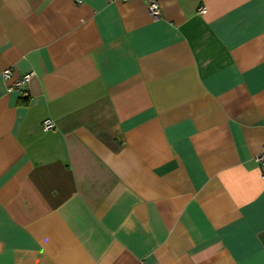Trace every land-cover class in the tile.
Segmentation results:
<instances>
[{
  "label": "crops",
  "instance_id": "crops-1",
  "mask_svg": "<svg viewBox=\"0 0 264 264\" xmlns=\"http://www.w3.org/2000/svg\"><path fill=\"white\" fill-rule=\"evenodd\" d=\"M159 2L0 0V264H264V0Z\"/></svg>",
  "mask_w": 264,
  "mask_h": 264
},
{
  "label": "built area",
  "instance_id": "built-area-1",
  "mask_svg": "<svg viewBox=\"0 0 264 264\" xmlns=\"http://www.w3.org/2000/svg\"><path fill=\"white\" fill-rule=\"evenodd\" d=\"M128 1V0H126ZM148 4L149 11L151 15L155 19H160L161 18V8H160V2L159 0H145ZM207 11L206 8H201V12L205 13ZM13 71L11 68H7L4 70L2 77L6 82H9L7 85V89L9 92H13L16 90H21L24 89L27 83L30 81L32 76L34 75L33 72H30L28 74H25L22 78L11 82ZM55 127V123L52 120H46L43 123V129L48 131L51 130ZM257 163L262 169V178L264 179V147L263 149L259 152V154L256 156Z\"/></svg>",
  "mask_w": 264,
  "mask_h": 264
}]
</instances>
